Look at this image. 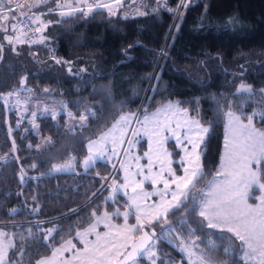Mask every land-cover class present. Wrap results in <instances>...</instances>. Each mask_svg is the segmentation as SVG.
<instances>
[{
  "label": "trees",
  "instance_id": "obj_1",
  "mask_svg": "<svg viewBox=\"0 0 264 264\" xmlns=\"http://www.w3.org/2000/svg\"><path fill=\"white\" fill-rule=\"evenodd\" d=\"M33 2L28 0L25 10L47 25L42 41L22 36L23 43H9L4 38L20 35L19 28L14 32L11 27L19 23L11 19L19 17L16 11L9 13L7 33L0 30V229L16 245L10 258L18 264H35L49 255L90 222L94 211L124 206L123 197L117 193L109 198L101 183L111 166L97 162L84 173L79 168L88 139L119 114L134 112L147 99L149 110L177 100L210 127L201 157L210 179L219 161L224 113L230 103L232 111L241 113L240 97L245 95H237L239 83L250 85L257 97L264 89V0H185L187 8L181 0H165L158 7V0H150L156 9L134 17L109 15L107 8L87 16L83 11L59 16L55 0L29 9ZM9 92L17 95L5 102L2 97ZM254 107L257 102L249 101L243 112ZM68 112L76 118L86 113V126L69 128ZM70 156L76 158L74 169L52 171L53 164ZM173 211L177 222L183 209ZM200 219L190 217L193 228H200ZM54 225L49 247L42 230ZM212 231L217 230L202 229L218 243L216 258L238 264L235 253L226 259L223 255L231 234ZM168 242H158V250L170 260L165 264L182 260L177 244Z\"/></svg>",
  "mask_w": 264,
  "mask_h": 264
},
{
  "label": "snow or ice",
  "instance_id": "obj_2",
  "mask_svg": "<svg viewBox=\"0 0 264 264\" xmlns=\"http://www.w3.org/2000/svg\"><path fill=\"white\" fill-rule=\"evenodd\" d=\"M115 2L119 4L120 0ZM47 3L48 0H34L28 7L31 9ZM82 3L87 7L85 16L91 13L93 8L101 7L107 8L109 15L115 14L109 4L99 2L92 4L88 0H82ZM9 4L11 0L7 3L6 0H0V21L4 22L0 24V30L5 33L8 31L9 13L14 11ZM181 5L184 8L189 6L185 0H181ZM181 5L177 6V10ZM23 7L21 3L15 5V8ZM56 7L61 9L59 13L61 16L66 14L63 11L65 6L57 3ZM82 10L79 4L71 8L72 12ZM168 10L173 11L171 8ZM49 11L53 9L50 7ZM137 14L145 13L138 10ZM20 16L26 17V14L21 12ZM11 19L19 21V17L15 15L11 16ZM39 21L40 16H35L32 22ZM11 27L15 32L18 28L22 30L27 25L19 21ZM41 30L39 27L34 29L37 32ZM26 35V32L21 31V35L15 37L5 35L4 38L9 43H12L13 39L23 43L21 36ZM20 84L24 85V79H21ZM28 91L31 92V89ZM44 91L48 92L49 89L46 88ZM260 92L264 93V89ZM240 93L247 94L240 97L241 113L232 111L231 103L228 105L229 110L225 113L224 150L221 163L211 179H208L201 164L203 155L201 145L204 144L210 127H204L199 119L191 117L189 109L180 107L179 102L170 101L152 113L145 112L142 117L137 113L121 114L108 131L88 142V155L83 161V167L87 170L95 164L97 159H104L107 155L110 160L112 156L118 155V146L126 142L128 126L133 121L143 126L145 134L149 137L148 151L144 153L148 163L141 165L139 163L141 158L135 157L136 171H132L131 163L121 161V167L125 171L124 183L116 185L115 181L113 182V193L110 198L115 199L118 190L122 188L124 196L127 197L124 211L121 212L117 208L111 213L106 211L103 216H98L94 211L92 213L94 222L90 223L83 232H77V237L84 245L82 249H77L71 239L64 240L59 247L52 248L50 256L42 257L36 261V264H129V261L132 264H139L140 257H146L150 264H157L159 259L157 242L165 238L180 242L177 247L186 255L188 264H215L203 250L199 252L195 250L199 247L197 241L200 239L197 233L199 231L203 234L204 227L221 233H230L231 237H235V240L240 242L239 248L242 253L240 259L244 261V264H264V128L257 127L256 123L257 118L264 123V95L257 97L254 89L244 83H241L237 89V95ZM13 95L17 93L9 92L2 98L7 102ZM249 101H256L258 107L244 117L247 121L245 123L242 119L243 106ZM62 107L67 106L62 105ZM49 110L48 107L44 109L45 112ZM51 111L52 118L55 119L57 113L54 109ZM35 115L36 113L33 112V117ZM68 116L70 119H76L71 112H68ZM87 120L88 115L81 113L79 126L85 127ZM33 126L38 127L35 124ZM135 135L137 132L133 130V136ZM170 138L176 140V146L183 152L180 160L177 161L181 165L183 175H178L177 171L171 167L173 153L165 147ZM47 142L51 143V139L48 138ZM109 142L112 145L110 153L107 148ZM127 143L130 147L133 145L132 140H128ZM188 145H191V148ZM12 150H16L15 142H13ZM129 150L124 151L127 154ZM2 159L4 158L0 157V160ZM75 160L74 156H70L64 164H53L52 171L74 169ZM157 161L160 164L159 171H154ZM138 177L142 178L138 179ZM202 181L206 183L203 187H199ZM145 182H151L153 189L151 192L145 190ZM159 184H163V188H158ZM254 189H258L260 194L253 196ZM152 196H159V201L147 204L146 201ZM250 199L258 202L249 203ZM116 202L119 203V201ZM181 208L184 215L181 216L179 223H176L172 220V216L175 215L173 210ZM133 213L136 222L130 224L129 217ZM193 214L201 218L198 222L199 229L192 227L190 217ZM120 216H123L124 223H113L114 218ZM101 223L107 229L103 233L96 231ZM156 224L160 225V232L155 231ZM149 227L153 229L151 232L147 230ZM185 228H187V240L184 236ZM56 231V228H50L43 237L49 247H51L50 238ZM173 233L178 235L173 236ZM90 234L95 235L94 241L87 239ZM231 237H228L230 241ZM130 241L135 242L129 243ZM231 246L230 243L225 247L226 255L229 254ZM15 247L7 233L0 231V264H18V261L10 258V251ZM128 247H131L132 251L125 254L122 250ZM73 250L75 251L70 258H63V253ZM213 250L215 245L210 242L209 251ZM23 254L24 249L21 248V255ZM121 256L124 257L123 260L119 259Z\"/></svg>",
  "mask_w": 264,
  "mask_h": 264
},
{
  "label": "rangeland",
  "instance_id": "obj_3",
  "mask_svg": "<svg viewBox=\"0 0 264 264\" xmlns=\"http://www.w3.org/2000/svg\"><path fill=\"white\" fill-rule=\"evenodd\" d=\"M33 0H29V2H31ZM105 2H103V4H109L112 6L113 8V11L115 12V14L117 15H120V16H123V17H134V16H139L137 14L138 10L140 12H143L145 13V11L147 9H150V10H154L156 9V6L153 4L150 3V0H120V3L117 4L115 2V0H104ZM59 3L60 5H63L65 6L63 8V11L66 13L64 16H67L69 14H72L74 12L71 11V8L73 6H76L77 4H79V6L83 9L82 11L83 12H86L87 11V7H85L83 4H82V0H55V5H54V8L57 10V14L59 16H61L59 13L61 11V9H58L56 7V4ZM156 3V2H155ZM165 3V0H159V3L157 2V7L158 5H161L163 6ZM152 6V7H151ZM101 8H104V7H101ZM95 9V8H93ZM93 11V10H92ZM114 14V15H115ZM35 16H38L37 14H34L33 15V19ZM36 28H41L42 30L39 31V41H42L44 39V35H43V32H44V27L43 25H45L41 20L39 22H36ZM21 35V34H20ZM21 38H23L21 36ZM24 39V38H23ZM241 83H239L238 87L240 86ZM245 85H247L246 83H244ZM238 89V88H237ZM241 95H247L246 93H240ZM261 95H264V93H261ZM240 96V95H239ZM149 99L144 100L143 103L140 102V105L138 106V108L132 112V113H137L139 114L141 117L143 116V114L145 112H148V113H152L154 112L157 108L167 104L168 102H178L177 100H169L167 102H163L159 105H157L155 108L153 109H147L148 108V103H149ZM181 107V106H180ZM256 107H254L252 110H248L249 112H243V116H242V119L244 120V122L246 123V119H244V117H246L247 115L251 114L252 111L255 109ZM58 112L61 111V107L59 106L58 107ZM228 111V110H227ZM225 111V113L227 112ZM125 113H130V112H123L121 114H125ZM225 113H224V116H223V139H222V146H221V151H220V155H219V161H218V165H217V168L219 167L220 163H221V156H222V153H223V150H224V128H225V123H226V117H225ZM119 114L113 121L112 123L105 129L103 130L102 132H100L97 136L93 137V138H90L88 139V141L86 142V149H85V155L84 157L81 159L80 163H79V168L81 169V172H85V168L83 167V161L85 159V157L88 155V149H87V144L90 140H95L97 139L101 133L103 132H106L108 131L109 128H111L112 124L119 118V116L121 115ZM189 115L191 117H194V118H197L196 116L194 115H191L190 112H189ZM68 119V126L69 128H73L75 126H79L80 124V121H79V118H76V119H70L69 116L67 117ZM198 119V118H197ZM202 123V122H201ZM257 127H261V128H264V123L260 122V118H257ZM202 125L204 127H207L206 125H204L202 123ZM129 131L127 132V134L125 135V143L122 144V145H119L118 146V155L116 156H112L111 159L109 160L108 156L106 155L104 159H97L95 163L97 162H104L106 164H108L109 166H111V169L109 172H107L106 175L104 176H101V183H102V186L103 185H107V188H108V197H112V193H113V182L115 181V184L116 185H122L124 183V176H125V171L124 169L121 167V161H124L125 163H131L132 167H131V170L132 171H136V168H135V157H140V161L139 163L141 165H146L148 163V160L146 157H144V153L146 151H148V141H149V137L148 135L145 134L144 132V128L141 124L139 123H136L135 121H133L129 126ZM133 130H135L137 132V135L133 136ZM118 134V133H117ZM128 140H132L133 141V145L130 147V145L127 143ZM165 147L168 149L169 152H172L173 155L171 157L173 163L171 165V167L177 171V174L178 175H183V172L181 170V165L179 163H177V161L180 160V157L183 155V152L181 150V148H178L176 146V140L174 138H170L168 139V141L166 142L165 144ZM189 148H191V145H188ZM107 148L109 150V153L111 151V148H112V145L111 143H107ZM125 149H130L129 152L126 154L125 153ZM201 149H202V145H201ZM174 152L177 154V156L174 155ZM202 157V156H201ZM66 162V161H65ZM65 162H61V163H56V164H64ZM202 164V163H201ZM94 166V165H93ZM92 167V166H91ZM159 167H160V164L159 162L157 161L156 164L154 165V168L153 170L154 171H159ZM90 168V167H89ZM71 169L69 170H65V171H59V172H69ZM113 171V172H112ZM145 172H147V168H145ZM216 172V171H215ZM214 172V174H215ZM112 173V174H111ZM111 174V177H110V181L108 180V177L110 176ZM213 174V175H214ZM212 175V176H213ZM211 176V178H212ZM105 177H107V179H104ZM142 177H138V179H140ZM210 178V179H211ZM205 184V183H204ZM204 184L202 185H199V187H203ZM158 188H163V184H159L157 185ZM145 190L146 191H149L151 192L153 189H152V185H151V182H145ZM122 197H123V200L124 202L126 203L127 201V197L124 196L123 194V189H119L118 192ZM259 190L258 189H254L253 190V193L252 195L253 196H256V195H259ZM129 195H131V192L129 191ZM160 197L159 196H152L149 200L146 201L147 204H152L153 202L155 201H159ZM170 199V197H169ZM258 201H256L255 199H250L249 200V203H252V204H255L257 203ZM117 208L120 209L121 212L124 211V206L123 207H116L114 208L113 210L111 211H107L109 213L115 211ZM106 211H102L100 214H97L98 216H103V214L105 213ZM179 220L176 222V223H179ZM94 222V217H92V220L90 222H88L84 227L76 230L75 234L73 236H70L68 238H66L65 240H69L71 239L72 242L76 245L77 249H82L84 247V245L80 242V239L77 237V232H83L84 229H86L90 223ZM135 214L133 213L130 217H129V223L130 224H135ZM113 223H118V224H123L124 223V218L123 216H120V217H116L114 218L113 220ZM50 228H56V226H49L47 229H43V237L46 235L47 233V230L50 229ZM155 229L160 232V225L159 224H156L155 226ZM0 231H3L2 229H0ZM97 232H105L107 231V229L104 227L103 223L99 224L97 226V229H96ZM213 233H216L218 235H223L221 233H219V231H212ZM13 234H11L12 236ZM31 235V234H29ZM175 235H178L177 233H173V236ZM184 236H185V239L187 240V228H185V231H184ZM207 234L203 233L202 236L200 237V239L197 241L199 247L197 249H195L197 252L203 250L204 254L205 255H209L211 257V260L213 262H215V264H225L223 263V261L219 260L216 258V256L214 255V251H216L218 249V246H217V242L214 241L213 238L211 237H208ZM88 240H91V241H94L96 239L95 235L94 234H90L88 237H87ZM201 239H203L204 241L201 243ZM166 242L170 243L171 245H174V243H176L177 245H179V241L178 240H171L169 238H165L164 239ZM237 242L235 243L237 246H235L234 244H232V242ZM132 241H130L129 243H131ZM159 242V241H158ZM158 242H157V249H158ZM210 242L212 244L215 245V250L213 251H209V247H210ZM63 242H61L60 244H58L57 246L53 247V248H56V247H59ZM231 243V250L230 252H233L236 254V257L237 260H238V264H244V261L242 259H240V255H242L241 251H240V248H239V241L238 240H231V241H228L227 244H230ZM226 247V246H225ZM233 247H236V251L233 249ZM127 249V248H126ZM126 249H123L122 251L125 252ZM177 249L179 250V248L177 247ZM225 248H223V255H224V259H226L227 255L225 254V251H224ZM233 249V250H232ZM75 250H73L72 252H65L63 253V258H70L73 253H74ZM180 251V250H179ZM162 251H159L158 250V261H157V264H165V261H170L168 259V255L167 254H161ZM229 252V253H230ZM181 255H182V260L184 259L187 263H188V259L186 257V255L184 253H182L180 251ZM51 255V252L49 255L47 256H50ZM120 258V257H119ZM142 259L139 260V264H150L149 260L146 258V257H141ZM41 259V258H40ZM39 260V259H38ZM182 260H176L174 262H172L171 264H181L180 261ZM36 264V262H35ZM129 264H132V262H130Z\"/></svg>",
  "mask_w": 264,
  "mask_h": 264
},
{
  "label": "built area",
  "instance_id": "obj_4",
  "mask_svg": "<svg viewBox=\"0 0 264 264\" xmlns=\"http://www.w3.org/2000/svg\"><path fill=\"white\" fill-rule=\"evenodd\" d=\"M89 3H92V4H95V3H103L104 0H88ZM16 3H21L24 5L23 8H15V5ZM28 3V0H11V4H9V7H12L14 8V11H16L19 15V21H23L27 27L23 28L21 31L23 32H26L27 35L24 36L28 41H37L39 39V32L37 31H34V29H36V24L33 23L32 19H27L26 17H31L30 14H28L25 10V6L26 4ZM84 5V4H83ZM85 6V5H84ZM86 7V6H85ZM21 12H24L26 14V17L25 16H20V13ZM32 18V17H31ZM3 21H0V24L2 23ZM31 29V30H30Z\"/></svg>",
  "mask_w": 264,
  "mask_h": 264
},
{
  "label": "water",
  "instance_id": "obj_5",
  "mask_svg": "<svg viewBox=\"0 0 264 264\" xmlns=\"http://www.w3.org/2000/svg\"><path fill=\"white\" fill-rule=\"evenodd\" d=\"M112 172H113V171H112ZM111 174H112V173H111ZM111 174H110V176L108 177V180H110ZM103 186H104V185H103ZM147 230H148L149 232H151L153 229L149 227ZM155 231H157V230L155 229ZM134 242H135V241H132L131 243H134ZM131 251H132L131 247H128V248L125 250L124 253L127 254L128 252H131ZM123 258H124V257L121 256L119 259H120V260H123ZM130 262H131V261H129V263H130Z\"/></svg>",
  "mask_w": 264,
  "mask_h": 264
},
{
  "label": "crops",
  "instance_id": "obj_6",
  "mask_svg": "<svg viewBox=\"0 0 264 264\" xmlns=\"http://www.w3.org/2000/svg\"><path fill=\"white\" fill-rule=\"evenodd\" d=\"M6 1H8V0H6ZM105 2V1H104ZM83 4V3H82ZM103 4V3H102ZM20 34H21V32H19ZM13 97H15V95H13V96H11V98H13ZM167 102V101H166Z\"/></svg>",
  "mask_w": 264,
  "mask_h": 264
},
{
  "label": "bare ground",
  "instance_id": "obj_7",
  "mask_svg": "<svg viewBox=\"0 0 264 264\" xmlns=\"http://www.w3.org/2000/svg\"><path fill=\"white\" fill-rule=\"evenodd\" d=\"M110 181V180H109Z\"/></svg>",
  "mask_w": 264,
  "mask_h": 264
}]
</instances>
